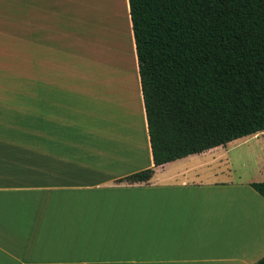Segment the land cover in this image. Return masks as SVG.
Instances as JSON below:
<instances>
[{
	"label": "crops",
	"instance_id": "obj_1",
	"mask_svg": "<svg viewBox=\"0 0 264 264\" xmlns=\"http://www.w3.org/2000/svg\"><path fill=\"white\" fill-rule=\"evenodd\" d=\"M70 77L61 71L34 150L0 146V264H255L264 256V197L251 186L264 181V131L248 135L258 139L256 174L238 181L219 179L220 146L155 167L139 70L122 114L112 111L122 102L80 96ZM149 167L148 183L121 181Z\"/></svg>",
	"mask_w": 264,
	"mask_h": 264
},
{
	"label": "trees",
	"instance_id": "obj_2",
	"mask_svg": "<svg viewBox=\"0 0 264 264\" xmlns=\"http://www.w3.org/2000/svg\"><path fill=\"white\" fill-rule=\"evenodd\" d=\"M129 3L155 167L264 131V0Z\"/></svg>",
	"mask_w": 264,
	"mask_h": 264
},
{
	"label": "rangeland",
	"instance_id": "obj_3",
	"mask_svg": "<svg viewBox=\"0 0 264 264\" xmlns=\"http://www.w3.org/2000/svg\"><path fill=\"white\" fill-rule=\"evenodd\" d=\"M138 65L127 0H0V146L34 150L41 142L61 71L80 96L122 102L120 112L108 106L122 114L134 99ZM251 136L215 151L219 179L256 174L261 155ZM44 139L51 140L46 130ZM24 155L34 168L36 154Z\"/></svg>",
	"mask_w": 264,
	"mask_h": 264
}]
</instances>
